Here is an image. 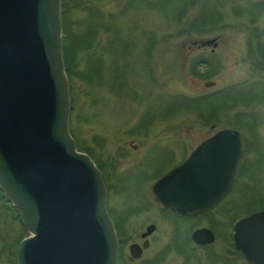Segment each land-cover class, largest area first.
Segmentation results:
<instances>
[{"label": "rangeland", "instance_id": "rangeland-1", "mask_svg": "<svg viewBox=\"0 0 264 264\" xmlns=\"http://www.w3.org/2000/svg\"><path fill=\"white\" fill-rule=\"evenodd\" d=\"M62 3L63 43L72 69L71 77L66 71L70 133L78 150L104 172L107 205L126 246L142 244L141 233L156 225L146 238L149 248L136 264H151L166 249L170 255L163 264H246L225 228L230 231L235 218L264 209V14L255 17L252 0ZM216 36L227 41L213 57L220 66L217 72L199 65L200 57H211L210 52L192 46L197 39ZM250 48L257 60L247 59ZM210 81H219L221 90L235 89L230 95L223 92L213 100L198 101L204 93L198 86ZM226 128L240 130L250 140L247 164L229 201L198 221L216 230L217 241L195 248L188 238L190 225L172 224L156 207H138L140 189L150 190L158 174ZM26 232L0 190V264H5L8 247L17 262Z\"/></svg>", "mask_w": 264, "mask_h": 264}, {"label": "water", "instance_id": "water-1", "mask_svg": "<svg viewBox=\"0 0 264 264\" xmlns=\"http://www.w3.org/2000/svg\"><path fill=\"white\" fill-rule=\"evenodd\" d=\"M70 110L61 0H0V190L27 231L17 264H118L103 176L77 149ZM244 157L240 132L221 130L162 177L154 196L184 216L212 210ZM233 232L236 250L264 264V210L238 220ZM193 240L210 245L215 236L201 229Z\"/></svg>", "mask_w": 264, "mask_h": 264}, {"label": "flooded vegetation", "instance_id": "flooded-vegetation-1", "mask_svg": "<svg viewBox=\"0 0 264 264\" xmlns=\"http://www.w3.org/2000/svg\"><path fill=\"white\" fill-rule=\"evenodd\" d=\"M252 1L254 3V7H256V9H257V11L254 10L256 12V16L255 17H257L259 19L261 17V15L264 14V0H252ZM245 11L246 10L241 11V12H245ZM255 27L257 28V26H255ZM249 31H252V30H249ZM256 31H258V30H256ZM225 44H227V41L224 40L223 36H216V37H209V38H200V39L195 40L193 42V44H192V46L194 48L193 49L194 51L197 50V51H199L201 53H205V52L209 51L210 54H211V57H205L204 58L203 56H201L200 60H199V65L204 64L206 66H209L212 71H214V69H216V72L219 71V67L220 66L215 63L216 58H213V57L217 54V52L219 50H221L222 46L225 45ZM251 44H252V42H251ZM153 45L154 44H153V41H152V43H150V45L148 47V55H149L150 58H151V56L153 54ZM261 48L263 49V53L262 54L264 55V46H261ZM247 59L248 60H257L258 59L255 49H251L250 48V54L248 55ZM207 83H214L215 85L214 86H207ZM218 85H219V81H210V82L201 83L198 87H199V90L204 92V93L198 97V101H204V100L208 101V99L209 100H213V99H215L217 96H219L223 92L228 94V95H230L233 92V90L235 89L234 86H230V87H227L225 90H221V89L217 88ZM213 89H219V90H217L215 92H209V91H211ZM210 125H211V127L214 130L216 129V125L213 122ZM226 129L236 130V131L240 132V134H241V136L243 138V141H244L245 157H244V160H243V163H242L240 176L236 180L233 188L231 189V191L224 198L221 199V201L218 203V205L214 209H212V210H210L208 212L199 213V214H196V215H190V216L181 215L180 213H178L176 211H173V210H171L169 208H166L161 203H159L156 200L155 196H154L153 187L163 176H165L168 172H170L171 170H173L174 168H176L177 166L182 164L187 158H189L190 155L194 152V150L197 147H199L204 141H206L207 139L215 136L219 131L225 130V129L217 130L212 135L207 136L205 139H203L197 145V147L194 150H191V152H189V154L186 155V157L183 160H181L175 167L170 168L169 170H167L165 172H162L161 174H158L157 178L154 180V183L151 185L150 190H148L147 187H145V191L140 189L141 198L139 199L140 201L138 202V207L143 206V205H144L143 207L146 206V208L147 207L148 208L149 207H151V208H155L156 207V208H158V210L161 212L162 215H164L165 217H168L169 219H171V223L172 224L180 223V224H184V225H187V226L190 225L191 229H190V231L188 233V238H189V242L192 243L195 246V248H206V247H210V246L213 245L212 244V245L204 246V245H200V244H197L196 242H194L193 234L196 231L201 230V229H209V230H211L214 233L215 242L217 241V232H216V230H214L213 228H210V227L201 226L198 223V221L202 220L205 215L217 210L220 206H222L224 203L229 201L231 196L234 194L235 190H237V188L240 185V182H241L242 177H243V172H244V169H245L246 164H247V154L249 152L250 140H248V138H246V136L240 130H237L235 128L234 129L233 128H226ZM255 138H256L257 142L260 141V139L258 138L257 135H256ZM251 144H252V142H251ZM185 151H186V147L185 148L183 147L184 154H185ZM103 176L105 178L104 173H103ZM105 181H106V179H105ZM146 183H145V186H146ZM106 188H107V203H108L109 188H108L107 183H106ZM141 203L143 205H141ZM107 209H108L109 215H110V217H111V219H112V221L114 223L116 234H117V237H118V242H119L118 264H136V262L141 259V257L144 255L146 250L149 248L150 241L148 239H146V238H148L151 235H153V233L156 231V225L154 223L150 224L146 228V231L141 233V237L144 239L142 244H139L137 242H133L132 244H129V245L127 244V246H126L127 240L124 239V236H122V234L120 233V230L118 228L117 222L114 219L113 215L111 214V212H110V210L108 208V205H107ZM260 210H264V209L258 208L256 210L248 212L247 214H245L243 216L235 218L232 221V223L230 224L231 225L230 226V231H229L228 226L225 228L226 236L227 237L230 236L234 250H236L235 246H234V241H233V237H234L233 228H234L235 222L238 221L239 219L249 215V214H252V213L260 211ZM150 227H153V230H152V232L150 234H148V230H149ZM145 235H147V236H145ZM135 245L138 246V248L134 249L132 251V247L135 246ZM125 249H127L128 251L126 252ZM236 252L239 254L240 257H242L245 260L246 264H252V263L248 262L240 252H238L237 250H236ZM6 253L7 254H6V257H5V260H4L5 264H17V262L15 263L14 261H12L13 255L11 256V253L14 254V252H12L11 247L7 248ZM138 254H139V256L136 257L135 255H138ZM169 255H170V250L166 249V250L162 251L158 255L159 257L156 260L151 261V264H158V263H162L163 264V263H165L167 261Z\"/></svg>", "mask_w": 264, "mask_h": 264}, {"label": "trees", "instance_id": "trees-1", "mask_svg": "<svg viewBox=\"0 0 264 264\" xmlns=\"http://www.w3.org/2000/svg\"><path fill=\"white\" fill-rule=\"evenodd\" d=\"M62 9H63V3H62ZM64 10L62 11V19H63V24H64ZM63 32H64V34L66 33V29H65V27L63 28ZM64 41H65V39H64ZM65 47H66V43L63 45V53H64V61H65V64H66V71H67V73H68V76L69 77H71V66L69 67L68 66V61H67V58H66V54H65ZM100 167V169H101V166H99ZM102 171V170H101ZM103 172V171H102ZM104 173V172H103Z\"/></svg>", "mask_w": 264, "mask_h": 264}]
</instances>
